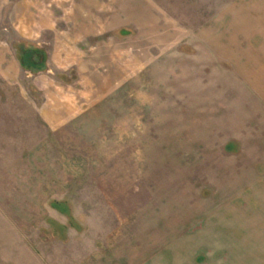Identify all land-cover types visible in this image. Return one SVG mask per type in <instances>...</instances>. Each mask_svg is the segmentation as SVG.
<instances>
[{
  "label": "rangeland",
  "instance_id": "obj_1",
  "mask_svg": "<svg viewBox=\"0 0 264 264\" xmlns=\"http://www.w3.org/2000/svg\"><path fill=\"white\" fill-rule=\"evenodd\" d=\"M168 260L264 264V0H0V264Z\"/></svg>",
  "mask_w": 264,
  "mask_h": 264
},
{
  "label": "crops",
  "instance_id": "obj_2",
  "mask_svg": "<svg viewBox=\"0 0 264 264\" xmlns=\"http://www.w3.org/2000/svg\"><path fill=\"white\" fill-rule=\"evenodd\" d=\"M170 260H168L166 263H162V264H182V263H178V262H176V261H174V262H172V261H170ZM153 264V263H152ZM158 264H161V263H158Z\"/></svg>",
  "mask_w": 264,
  "mask_h": 264
}]
</instances>
